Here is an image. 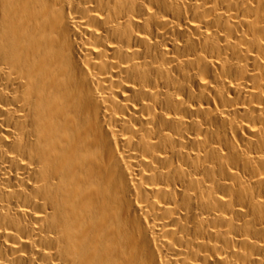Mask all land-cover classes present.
<instances>
[{"label":"bare ground","instance_id":"6f19581e","mask_svg":"<svg viewBox=\"0 0 264 264\" xmlns=\"http://www.w3.org/2000/svg\"><path fill=\"white\" fill-rule=\"evenodd\" d=\"M0 264H264V0H0Z\"/></svg>","mask_w":264,"mask_h":264}]
</instances>
